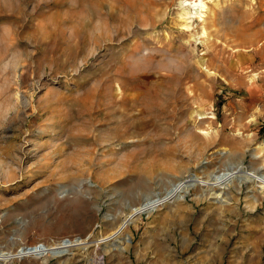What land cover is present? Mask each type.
I'll use <instances>...</instances> for the list:
<instances>
[{
  "label": "rangeland",
  "instance_id": "374dc122",
  "mask_svg": "<svg viewBox=\"0 0 264 264\" xmlns=\"http://www.w3.org/2000/svg\"><path fill=\"white\" fill-rule=\"evenodd\" d=\"M201 1L0 0L5 264H264V0Z\"/></svg>",
  "mask_w": 264,
  "mask_h": 264
},
{
  "label": "bare ground",
  "instance_id": "6f19581e",
  "mask_svg": "<svg viewBox=\"0 0 264 264\" xmlns=\"http://www.w3.org/2000/svg\"><path fill=\"white\" fill-rule=\"evenodd\" d=\"M191 4V3H190ZM192 9H193V13H191V12H185L184 13V15H185V19L187 20H189L190 18H191V15H194V16H202V13L206 10V6L204 5V3L201 1V0H193V3H192ZM255 159V158H254ZM223 176L224 175H221L220 177H217L216 178V182L214 183V185L216 186V185H218L219 186V189H224V186H223V188L221 187V185H223V182H219L218 184H216L217 183V180L219 179H222L223 178ZM254 178V180H253V182L255 183V184H257V187L260 189V192L262 193V192H264V179L263 178H261V177H257V176H255V177H253ZM185 181L186 180H184V182L183 183H185ZM188 181V180H187ZM186 181V182H187ZM214 181H215V179H214ZM252 182V181H251ZM206 182H204V183H202V184H205ZM181 184V183H180ZM180 184H178V185H180ZM207 184V183H206ZM213 184V183H212ZM177 185V186H178ZM193 186V184H188L187 185V188H189V187H192ZM195 186V185H194ZM179 188V187H178ZM211 188H213V187H211ZM173 190V189H172ZM179 191V190H178ZM169 193V192H168ZM174 193H175V191H174ZM219 195L220 194H218V195H216V197H214V199L215 200H218L219 201V203L220 204H222V205H224V204H226V203H229L228 201V198L227 197H224L223 195H220V197H219ZM170 198H168V197H166V196H164L163 198H160V199H158V200H154L153 202H148V203H146V204H143V205H140L138 208H135V209H133L132 211H131V213L128 215V216H126V219H125V221L127 220V219H129V218H132L134 215H136V214H140V213H142L143 211H145L146 213H149V212H151L152 210H151V207H153L154 205H158V206H160V205H162L161 203H164V202H166V201H168ZM99 242V241H98ZM97 242V243H98ZM96 243V244H97ZM29 252H33L32 254H35L36 253V251H32V249L31 248H29L28 249V247H24V248H22V249H20L19 251H17L16 253H11L9 256L10 257H8V258H6L5 260H4V264L5 263H8L9 262V259H16V258H18L19 256H27V255H29L30 253ZM31 255V254H30Z\"/></svg>",
  "mask_w": 264,
  "mask_h": 264
},
{
  "label": "built area",
  "instance_id": "2783aa9c",
  "mask_svg": "<svg viewBox=\"0 0 264 264\" xmlns=\"http://www.w3.org/2000/svg\"><path fill=\"white\" fill-rule=\"evenodd\" d=\"M11 253H13V252H11L8 249L0 248V263H3L6 258L10 257L9 255ZM29 253L32 254L33 252H29ZM11 260H13V259H9V261H11Z\"/></svg>",
  "mask_w": 264,
  "mask_h": 264
}]
</instances>
